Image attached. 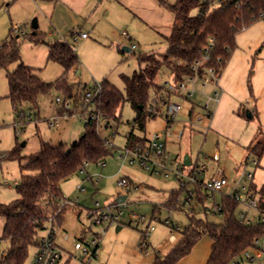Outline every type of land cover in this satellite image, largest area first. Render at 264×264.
Masks as SVG:
<instances>
[{"label":"rangeland","instance_id":"rangeland-1","mask_svg":"<svg viewBox=\"0 0 264 264\" xmlns=\"http://www.w3.org/2000/svg\"><path fill=\"white\" fill-rule=\"evenodd\" d=\"M35 18L39 24L37 30L44 34L47 41L64 36L66 41L76 47L79 63L67 75L73 96L54 88L50 94L39 97L37 106L24 101L15 107L8 97L7 71L0 69L1 153L18 147L21 155H30L40 148L42 140L57 144L61 141L71 143L79 139L85 131L89 114L96 110L95 101L87 109L80 102L77 103L76 94H83V86L93 89L107 79L124 91L123 75H132L139 69L140 55L163 53L167 49L162 36L149 45L140 43L137 49L130 52H122V46H111L98 40L93 34L90 38L96 39L93 42L75 39L70 30L63 34L57 31L59 34L51 37L49 33H54L55 28L47 10L40 4L37 5L32 0H0V42L12 29L14 34L19 36L21 61L38 68V73L48 82L56 80L63 71L59 63L48 59V49L44 42H32L25 35L34 31L32 21ZM17 27L18 31H15ZM88 33H92L89 28ZM133 42L138 43L136 40ZM125 45L131 46L129 42ZM19 63L20 61L13 62L9 68L13 69ZM143 65L142 63L141 66ZM175 81L174 73L163 66L158 82L166 86ZM193 87L195 90L190 98L184 95L171 96V101L181 103L182 109L168 127L169 134L161 138L166 143L168 156L165 161L168 168L160 172L154 170L151 162L150 168L147 169L138 158L132 161L131 157H121L120 152L126 146L127 133L132 129L134 134L145 140L152 138L157 132L165 131L167 106L162 105L161 114L148 119L145 130L132 127L136 112L128 101H125L119 110V123L109 122L103 115L99 117V130L112 144L109 145V153L103 160L105 165L88 162L86 170L75 173L77 177H92L91 181L96 186L88 181L87 192L78 189L74 192V198H83L79 201L83 206L79 215V209L71 206L63 213L61 219L48 221V227L55 228L56 242L73 254L69 264H82L74 244L83 230H86L85 237L89 240L96 236L97 232L102 233L99 256L93 264H153L156 254H166L175 244L170 240L172 234L176 240L180 238L182 230L190 223L191 213L196 217H207L213 222H222V214L206 210V207L212 205L210 198L204 204L194 200L182 209L169 208L166 205L169 192L178 189L180 180L184 179L176 175L174 168L183 162L186 153L191 155L193 163L197 160L205 163L210 172L218 170L217 166L225 168V173L231 179L237 166L239 168L248 165L246 171L256 173V177L258 172L264 170V155L258 160L248 152V146L258 132L264 131V18L257 19L237 33L232 54L215 80L198 78ZM57 97L61 101H57ZM157 97V92L151 90L150 101L153 102ZM65 103H69L67 109L72 112H66ZM22 112L26 115L31 113V118L21 117ZM249 112H253V116L250 117ZM54 115L60 116V125L56 127L48 123V119ZM216 151H219L221 156L218 163H214L211 158ZM26 158L23 162H26ZM152 159L161 160L158 157ZM254 159L259 163H254ZM20 166L21 162L16 158L0 159V203L11 202L18 197ZM193 168L194 164L184 165L186 173L191 172ZM155 169L161 168L156 166ZM123 177L129 179L130 186L119 185L118 182ZM120 195L127 196L125 202L120 203L123 211L120 222L123 228L117 230L116 222L92 226L89 211L95 208V201L107 204L115 202ZM216 197L220 203L221 193L217 192ZM242 207L240 204L239 210ZM134 213L137 217H133ZM140 216H144L143 221L138 219ZM152 226L154 230L146 237V254L141 251L140 243L144 232ZM3 228L4 217L0 215V236L3 234ZM8 247V241L0 240V257L7 252ZM257 247L264 248V234L260 237ZM35 251L36 247L32 245L25 264H33ZM64 257L66 258V254L62 263L65 261ZM240 264H264V254L262 258L254 260L243 256Z\"/></svg>","mask_w":264,"mask_h":264},{"label":"trees","instance_id":"trees-1","mask_svg":"<svg viewBox=\"0 0 264 264\" xmlns=\"http://www.w3.org/2000/svg\"><path fill=\"white\" fill-rule=\"evenodd\" d=\"M160 2L175 14L172 31L164 37L167 49L163 53L140 55L139 69L132 75H123L124 91L107 79L101 83V92L94 100L95 111L109 122H120L119 110L128 101L136 112L133 127L145 130L148 119L161 114L162 105L166 106L171 96L176 95L158 82L163 66L174 73L176 80H185L195 74L192 65L208 55V60L199 68L200 77L208 75L206 68L210 66H217L219 75L232 54L237 33L259 19L264 12V0ZM25 35L32 42H44L48 47V59L59 63L63 73L56 80L48 82L39 75L37 68L21 61L19 36L11 29L0 42V69L7 71L8 97L15 107L24 101L37 106L39 97L50 94L54 88L73 96L67 75L79 63L76 47L65 40L47 41L39 31ZM17 61L20 63L10 69L9 66ZM83 89L84 94L90 88L84 85ZM151 90L157 92L156 103L150 101ZM83 94H76L77 103L81 104ZM65 110L67 113L72 112L67 108ZM97 123L99 120L88 117L84 133L71 143L61 141L53 144L42 140L40 148L30 155H21L18 147L5 153L0 152V159L16 158L21 162L18 197L11 202L0 203V215L4 217L0 240L9 243L7 252L0 257V264H25L30 247L38 244L41 232L48 227L49 217L54 215L55 219H61L68 208L64 206L58 211L66 197L61 190V182L80 171L86 161L105 159L109 153L108 147L112 144L101 134ZM147 140L137 137L132 129L127 134L126 145H145ZM248 152L258 160L261 159L264 155V131L258 132L248 146ZM25 157L27 160L23 162ZM249 185L257 196L260 211L258 220L248 223L241 219V202L224 194L220 203L214 202L213 206L206 207L207 211H213L219 206L220 210L215 213L224 216L222 222H213L207 217H196L191 213L190 223L182 230L180 238L166 254H157L153 264H181V260L192 251L203 235H208L212 240L206 264H232L245 250L256 247L264 234V220L260 219L264 213V184L259 189L252 182ZM189 186L188 183L181 184L178 190H173L166 205L174 209L189 206L185 201ZM214 193L206 188H196L194 200L204 204Z\"/></svg>","mask_w":264,"mask_h":264},{"label":"crops","instance_id":"crops-1","mask_svg":"<svg viewBox=\"0 0 264 264\" xmlns=\"http://www.w3.org/2000/svg\"><path fill=\"white\" fill-rule=\"evenodd\" d=\"M166 1L175 2L176 0L174 1L166 0ZM32 2L36 3L37 5L40 4L42 7H44L47 10V14L49 15L51 24L55 28L54 33H49L51 37L58 35L59 33H57V31L61 32L62 34L67 32V30H70L69 32H71L74 29H78L79 31L82 32H88V28H89L91 29L92 33H89V36L84 40H87V42H93V40H96V39L90 40L91 34H93L96 38H98V40L108 43L111 46H117L118 48L122 46L121 49L122 52H130L131 50H133L132 48L133 40L138 41L137 43V48H138L141 45L140 43H143L144 45H149L150 42L152 43L160 36L164 38L165 36L171 33L175 22L174 12L163 6L160 0H32ZM34 20L35 22H37V26H34ZM34 20L32 21V28L34 29V31H38L37 30L39 28L38 20L36 18ZM121 30H126L129 36L128 37L124 36ZM143 33L145 35H143ZM58 40L66 41V37L61 36L55 38V41ZM126 42H129L131 46L125 45ZM62 71H63V67H62ZM54 116H58V115H54ZM126 140H127V135H126ZM189 157L191 160V164H194V166L197 164H205L199 162V160L193 163L190 154ZM211 158L213 159L214 163H218L221 159L219 151L214 152L211 155ZM247 162L248 159H246L245 164H247ZM254 163L258 164L259 162L256 159H254ZM205 166H206L205 175L207 178L213 176L216 173V170L210 172L208 166L206 164ZM217 167L219 169H222L223 174L226 177H228V175L225 173V168H221L220 166ZM247 167L248 165L247 166L243 165L239 168L237 166L234 177H232V179L228 177L231 184L225 187L226 190L225 188L223 189L224 192L223 190L220 192L221 196H223L224 194L231 195L230 193L233 190H236L237 188L235 187L236 181L238 180L245 181L246 174L250 173L246 171ZM252 175H253L252 183L254 187L259 189L264 184V170L258 172L257 177L255 176L256 173H252ZM76 177L77 176H75L74 174L68 179L62 181L60 187L64 195L67 198L74 201V203L68 206V208L71 206L77 207L79 209L78 211V215H79L83 208L82 204H80L79 201L82 200L83 198L82 199L74 198L73 194L77 189L87 192L89 188L87 186V182L91 181L92 177L90 176L88 177L81 176L77 178ZM180 181H182V179ZM91 182L93 183L94 186H96V184L93 181ZM178 189H173V190H178ZM173 190L169 192L167 200L170 197V194ZM216 193L217 192H215L212 196H210V199L212 200L211 206H213L214 202L219 203L217 201ZM91 196L93 198V195ZM241 204L243 207L240 209V212L242 211L246 212L248 216L252 218L253 221L258 220L260 216L259 211H257L254 208H249L245 203H241ZM93 210L94 208L89 211L90 216H92ZM212 212L215 213L214 210ZM118 225H120L119 229L123 228L121 222L118 223L117 226ZM82 232L85 234L86 230H83ZM97 234L102 235V233L100 232H97ZM206 236L209 239L205 238ZM170 240L175 242L176 237L174 239L170 237ZM57 244L59 245V243ZM35 247L37 251V245H35ZM59 247L62 251V257L58 264H69L70 259L73 256L72 252L67 251L61 245H59ZM211 248H212L211 238L208 235H203L201 239L195 244L192 251L188 255H186L181 260L180 263L206 264L211 253ZM64 254H66V258L64 257L65 261L62 263L61 261L63 259ZM262 257L263 255L260 258Z\"/></svg>","mask_w":264,"mask_h":264},{"label":"built area","instance_id":"built-area-1","mask_svg":"<svg viewBox=\"0 0 264 264\" xmlns=\"http://www.w3.org/2000/svg\"><path fill=\"white\" fill-rule=\"evenodd\" d=\"M208 1V0H205ZM219 3V2H218ZM260 18H264V12L260 14ZM15 31H18V27L15 28ZM122 34L126 37L129 36L126 30L122 31ZM75 39H85L89 36L88 32H82L78 29H75L73 32ZM132 48H137V43H132ZM209 56L205 55L203 59L198 60L192 65L195 74L188 76L185 80H176L175 83L167 85L166 88L168 92H173L176 95H184L187 98H190L194 92V83L195 81L200 79H212L215 80L218 77L217 73V66H210L207 67L206 70L208 71V75L206 77H200L199 75V68L208 60ZM210 75V78L208 76ZM190 83L191 85H189ZM218 83V80L216 81ZM101 86L96 85L93 89L87 90L83 96L81 104L87 109L91 104H94L95 98L100 94ZM218 99V97L216 98ZM57 101H61L59 97L56 99ZM219 100V99H218ZM155 103L158 101V97L153 100ZM69 103H65V108H67ZM167 128L163 132H157L153 134L152 138L148 139L145 145L135 144L133 146L126 145L123 149H121L120 155L121 157H131L132 161H135L137 158L141 161L142 165L149 169L150 162L153 164V168L156 172H160L161 170H166L167 164L165 158L168 156V152L166 151V143L165 140H161L162 137H166L169 134L168 127L171 123L175 120L177 113H179L182 109V104L175 101H167ZM93 111V112H92ZM89 114V117L94 120H99L100 114H98L95 110H92ZM21 117L29 119L31 118V114L26 115L25 113L20 114ZM200 118H202L200 116ZM88 119V118H87ZM48 123L52 127H56L60 125V116H53L48 119ZM152 157H158L159 161L152 159ZM87 161L84 163V166L81 170L86 169ZM98 164L101 166L105 165V161L100 160ZM159 166L161 169L156 170L155 167ZM174 172L176 175L182 179V184H191L192 188L188 189L187 197L185 201L187 203H191L195 197V190L196 188L200 189H208L209 191L213 192H221L225 187L231 184L228 177H226L222 169L216 170V173L207 178L206 173V166L205 164H197L194 166L193 170L189 173H186L184 170L183 163L177 164L174 168ZM165 174H167L165 172ZM252 173H247L245 176V181H236L235 187L236 190H233L230 194L240 201L241 203H245L249 208H254L257 211L258 209V200L255 194V191L250 188L249 183L252 182ZM120 186H130L131 182L126 177H123L119 180ZM74 203L73 200L64 197L61 203V207L58 209L61 210L64 206H70ZM220 210V207L217 206L214 208V211ZM260 214V211H259ZM123 216V211L120 208V203L109 202L107 204H101L99 201H95V208L92 211V226L94 224H104V223H120V218ZM133 217H137L136 214H133ZM239 217L246 222L250 223L253 222L252 218L248 216V214L244 211L240 212ZM140 221L144 220V216L138 217ZM261 220H264V213L261 214ZM55 218L54 215L49 217L48 221L54 222ZM154 230V227H148L147 230L144 232L143 239L140 243L141 251H145L148 253V242L146 237L149 233ZM56 231L53 226L50 228L47 227L44 231L40 234L37 244V251L33 258V264H58L61 257L62 251L55 240ZM174 239V234L171 235ZM102 238L101 234H96L92 239H86L85 234L82 232L78 240H76L74 244V249L78 251L77 257L80 259L82 264H93V262L98 258L99 252L101 249L100 240ZM253 250V251H252ZM264 254V248L253 247L245 250L242 256L238 257L236 260L233 261L232 264H240L241 259L243 256L249 259L260 258Z\"/></svg>","mask_w":264,"mask_h":264},{"label":"water","instance_id":"water-1","mask_svg":"<svg viewBox=\"0 0 264 264\" xmlns=\"http://www.w3.org/2000/svg\"><path fill=\"white\" fill-rule=\"evenodd\" d=\"M34 26H37V22H35V20H34ZM34 33H35V31H34ZM249 116L250 117L252 116L251 112H249ZM183 164L184 165H190L191 164V160H190L189 154H185V156L183 158ZM126 197H127L126 195H120V196L117 197L116 201L119 202V203H123V202H125ZM119 228H120V225L117 226V230Z\"/></svg>","mask_w":264,"mask_h":264}]
</instances>
